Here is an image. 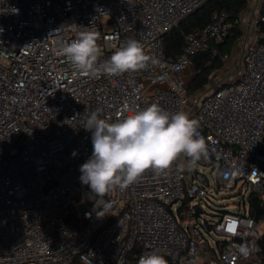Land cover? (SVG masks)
<instances>
[{
  "label": "built area",
  "instance_id": "built-area-1",
  "mask_svg": "<svg viewBox=\"0 0 264 264\" xmlns=\"http://www.w3.org/2000/svg\"><path fill=\"white\" fill-rule=\"evenodd\" d=\"M206 1L0 0V264H125L129 254L138 264L153 251L168 264H264V13L251 21L256 35L237 77L216 79L188 105L191 78L183 72L191 57L223 42L241 22L224 9L213 12L184 33L181 50L167 60L164 35ZM93 27L98 64L134 39L149 57L146 67L80 75L60 48ZM153 103L170 113L189 106L207 157L189 171L182 155L169 170H146L126 189L116 186L103 198L92 193L80 179L93 151L89 116L114 122ZM211 182L212 193L242 182L238 191L249 188L247 206L250 195L257 198L261 217L245 206L218 211L211 222L202 218L217 195L209 194ZM105 202L110 208L99 216ZM205 229L220 241L206 244Z\"/></svg>",
  "mask_w": 264,
  "mask_h": 264
},
{
  "label": "clouds",
  "instance_id": "clouds-1",
  "mask_svg": "<svg viewBox=\"0 0 264 264\" xmlns=\"http://www.w3.org/2000/svg\"><path fill=\"white\" fill-rule=\"evenodd\" d=\"M11 11L18 13L19 10L13 8ZM98 39L99 32L94 27L83 28L74 40L61 46L60 54L83 76H119L146 67L149 57L143 45L134 39L98 64L102 54ZM199 127V121L187 113H170L155 103L114 122L92 113L85 129L92 133L93 151L88 161L80 166V179L90 186L92 193L103 198L116 186L123 190L134 184L146 170L156 173L169 170L182 155L188 160L183 167L191 171L208 155ZM102 207L99 216L106 214L110 204L105 202ZM239 252L248 256L250 248L241 245ZM138 264H168V261L153 251L141 255Z\"/></svg>",
  "mask_w": 264,
  "mask_h": 264
},
{
  "label": "trees",
  "instance_id": "trees-1",
  "mask_svg": "<svg viewBox=\"0 0 264 264\" xmlns=\"http://www.w3.org/2000/svg\"><path fill=\"white\" fill-rule=\"evenodd\" d=\"M246 6L247 0H207L164 35L163 50L165 58L173 60L181 50L184 33L196 27H202L211 20L213 12L224 9L230 18H235L240 16ZM261 12L264 13V7H262ZM242 33L239 23L233 24L223 42L210 46L191 57L196 72L188 82V95L208 85L211 74L224 64L222 56L230 53L232 46L241 38ZM259 150L264 153V143L260 144ZM248 212L255 218L261 217L259 202L252 195L249 196ZM259 243L264 254V238ZM125 264H136L135 255L129 254Z\"/></svg>",
  "mask_w": 264,
  "mask_h": 264
},
{
  "label": "rangeland",
  "instance_id": "rangeland-1",
  "mask_svg": "<svg viewBox=\"0 0 264 264\" xmlns=\"http://www.w3.org/2000/svg\"><path fill=\"white\" fill-rule=\"evenodd\" d=\"M247 36V35H246ZM245 36V37H246ZM245 38H240L238 39L234 45L231 48L230 51V55L228 57V59L224 60L225 62V67L222 66L220 69L215 70L211 76H210V80L207 86H205L202 89L197 90L196 92H194L189 100H188V105H191L192 101V96H197V98L199 97L200 94H202L205 91H209L213 86H212V82L215 81L216 79H223L226 78L228 79L230 77V74H226L224 72V69L226 70L227 68H231L233 67L234 70H237L238 68L241 69L242 67V55H243V48L244 45L246 43ZM193 69V68H191ZM191 108L189 106H187L185 108V113H187L188 115L191 113ZM242 182H239L236 188L233 189H226V190H219L217 193H212V191L214 190L213 187V182H211V189L209 191V194L212 193L213 194H217L216 196H211L209 197V202L211 204H209L208 206L205 205L204 206V212L202 213V218H206L207 220H209L210 222L215 220V218L217 217V214L222 211V210H242L245 206V209L248 208V203L246 201V197L249 194V188H247L246 185H244V188L239 192L238 191V187ZM241 195H242V200H241ZM241 200V201H240ZM238 201H240V206L237 203ZM203 203H205L203 201ZM219 211V212H218ZM204 236L207 238L206 244H215L218 241H220V236L217 235L213 230H204L203 232ZM22 264H37L34 262H24Z\"/></svg>",
  "mask_w": 264,
  "mask_h": 264
},
{
  "label": "crops",
  "instance_id": "crops-1",
  "mask_svg": "<svg viewBox=\"0 0 264 264\" xmlns=\"http://www.w3.org/2000/svg\"><path fill=\"white\" fill-rule=\"evenodd\" d=\"M262 7H264V0H247L246 8L240 13L241 22L239 23V26L243 32L241 38L247 39L245 45L255 38L256 34H255L254 27L251 24V21L257 13L261 12ZM245 45H244V48H245ZM244 48H243V53H244ZM227 55L229 57L230 53H228ZM228 57L223 59V60L228 59ZM242 64H243V55H242ZM223 66L225 67V62L223 64ZM233 67H231V68L229 67L226 70L224 69V72L226 74H230L229 79H231V80L237 77V72H240L242 70L243 65H242L241 69L238 68L237 70H234ZM191 68H193V69H191ZM217 71H219V70H217ZM195 72H196V69L192 63L183 72V75L186 79H190L193 77ZM223 79L227 80L226 78H223ZM221 80L222 79H220L219 81H221Z\"/></svg>",
  "mask_w": 264,
  "mask_h": 264
},
{
  "label": "water",
  "instance_id": "water-1",
  "mask_svg": "<svg viewBox=\"0 0 264 264\" xmlns=\"http://www.w3.org/2000/svg\"><path fill=\"white\" fill-rule=\"evenodd\" d=\"M196 211H197V213H199V212H200V210H199V208H198V207H196ZM204 224H205V227H206V229H209V226H208V224H207L206 220H204Z\"/></svg>",
  "mask_w": 264,
  "mask_h": 264
}]
</instances>
